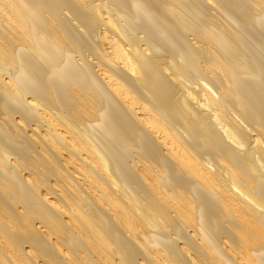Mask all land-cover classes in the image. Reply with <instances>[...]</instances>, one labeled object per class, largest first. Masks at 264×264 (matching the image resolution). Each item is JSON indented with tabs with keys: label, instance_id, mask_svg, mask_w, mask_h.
I'll use <instances>...</instances> for the list:
<instances>
[{
	"label": "bare ground",
	"instance_id": "obj_1",
	"mask_svg": "<svg viewBox=\"0 0 264 264\" xmlns=\"http://www.w3.org/2000/svg\"><path fill=\"white\" fill-rule=\"evenodd\" d=\"M0 264H264V0H0Z\"/></svg>",
	"mask_w": 264,
	"mask_h": 264
}]
</instances>
